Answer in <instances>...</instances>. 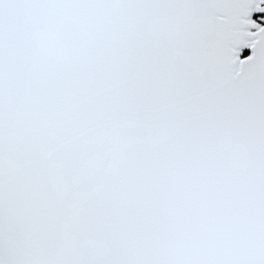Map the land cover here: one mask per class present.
Instances as JSON below:
<instances>
[{
	"label": "snow or ice",
	"instance_id": "6c2138e0",
	"mask_svg": "<svg viewBox=\"0 0 264 264\" xmlns=\"http://www.w3.org/2000/svg\"><path fill=\"white\" fill-rule=\"evenodd\" d=\"M0 264H264V0H0Z\"/></svg>",
	"mask_w": 264,
	"mask_h": 264
},
{
	"label": "trees",
	"instance_id": "16d2710c",
	"mask_svg": "<svg viewBox=\"0 0 264 264\" xmlns=\"http://www.w3.org/2000/svg\"><path fill=\"white\" fill-rule=\"evenodd\" d=\"M248 50L247 49H245V52H247Z\"/></svg>",
	"mask_w": 264,
	"mask_h": 264
}]
</instances>
